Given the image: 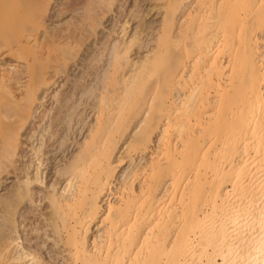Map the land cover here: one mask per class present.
<instances>
[{
    "label": "bare ground",
    "instance_id": "bare-ground-1",
    "mask_svg": "<svg viewBox=\"0 0 264 264\" xmlns=\"http://www.w3.org/2000/svg\"><path fill=\"white\" fill-rule=\"evenodd\" d=\"M56 1L0 0V264H264V0Z\"/></svg>",
    "mask_w": 264,
    "mask_h": 264
},
{
    "label": "rangeland",
    "instance_id": "rangeland-1",
    "mask_svg": "<svg viewBox=\"0 0 264 264\" xmlns=\"http://www.w3.org/2000/svg\"><path fill=\"white\" fill-rule=\"evenodd\" d=\"M132 1V2H131ZM57 2H60V0H57L56 1V3ZM132 3V4H131ZM133 3H134V0H128V2L126 3V9L127 8H132V6H133ZM58 7L56 6V8H55V10L57 9ZM55 10H52V13H54L55 12ZM76 12V11H75ZM77 12H79V10H77ZM74 14V12L72 13V15ZM78 13H76V15H77ZM74 16H75V14H74ZM71 17V15H67V16H65L64 17V19L63 20H61L60 22H62V23H60L59 24V21L58 22H56V21H54L55 20V17H54V19H53V21H51L50 22V24L52 23V24H59V25H64V23L66 22V21H68V20H66V19H68V18H70ZM126 17H128V16H126ZM125 17V15L121 18V23L123 22V21H125L126 19H128V18H126ZM125 19V20H124ZM66 20V21H65ZM123 20V21H122ZM65 21V22H64ZM130 24H129V26H130V28H129V33L131 32L130 30H132V32H133V29H134V27L137 25V23H136V21L135 20H131L130 19ZM135 22V23H134ZM121 23L119 22L118 23V25L116 26V28L118 29V26H119V24H120V26H121ZM50 26V25H49ZM55 25H53L52 27H54ZM119 26V27H120ZM51 27V26H50ZM51 27V28H52ZM121 28V27H120ZM118 31H120V30H118ZM150 38V37H149ZM148 38V39H149ZM139 52V53H138ZM138 52L136 51V50H134L133 52H132V58H134L136 61H137V59H140V58H142L143 56H144V54H146V52H147V48H141V49H138ZM61 81V79L59 78V82ZM60 84H62V81H61V83ZM60 87H61V85L60 86H58V84H55L50 90H49V92L48 93H51L52 91H53V89L55 90L56 88H57V90H59L60 89ZM43 102H44V105H42V106H40V108H39V111H44V109H45V106L46 107H49L50 106V102H51V99L50 98H47V100L46 99H44L43 100ZM88 116V115H87ZM92 113L91 114H89V116L86 118V121H88V122H92ZM88 119V120H87ZM39 121L37 120V119H35L34 120V123H38ZM31 126H33V125H31ZM88 126L87 125H85L84 126V130H83V132L84 131H87V128ZM86 129V130H85ZM78 133H79V131H78ZM78 137H80V135H78ZM158 139H159V135H158V133H157V135H155V137H154V143H153V146H155V145H157L158 144ZM34 142H37V140L35 141L34 140ZM155 144V145H154ZM75 147L76 146H73V144H70L69 145V147H67L68 149H66V152L65 153H61L62 151L60 150V151H57L56 152V157H58V159H56L57 161L59 160V157H61V158H63L64 157V155H69L70 154V152H72V150H74L75 149ZM74 148V149H73ZM122 150H123V147L120 149V152L118 153V154H120L121 152H122ZM70 151V152H69ZM63 155V156H62ZM54 162H56L55 160H54ZM46 164V163H45ZM45 164H43L42 166H41V169L40 170H42L41 172L43 173V175H42V173L41 174H39L40 175V177L41 176H43L44 177V179H43V177L42 178H40V179H42V180H51L52 181V179L54 180L55 178H56V173H55V167H52L51 166V169H49V168H46L45 167ZM34 165H32V169H30L31 170V172L33 171V173L36 171V165L33 167ZM54 166V165H53ZM43 167V168H42ZM35 169V170H34ZM48 170H49V172H48ZM46 171H47V173H46ZM46 174V175H45ZM45 175V176H44ZM47 175L49 176L50 175V177H47ZM46 178V179H45ZM50 181V182H51ZM10 182V183H9ZM14 182V180H13V177H10L9 179H7V181L5 182L6 184L8 183V186L9 185H11L12 183ZM137 184V183H136ZM64 185H65V181H64V179H61V184L59 183L57 186L59 187V189L61 190L63 187H64ZM36 187H37V189L39 190V192L41 191H43V193L46 191V188H44L45 187V185L44 184H37L36 183ZM5 190V189H4ZM1 187H0V193H3V191H4ZM40 195L42 194V193H39ZM43 195V194H42ZM43 201L44 200H42V205L44 204L43 203ZM102 229H99V231L96 229V228H94L93 229V231L95 232V234H98V232H100ZM49 246H51V245H49ZM52 247V246H51ZM51 250V249H50ZM49 250V251H50ZM44 251H46V253H47V251L48 250H46V248H44ZM43 251V252H44ZM52 253H50V254H52L53 255V258H51V261L52 262H54V264H56V262H57V264H62L61 262H62V258H61V256L60 255H62V253H59L60 252V249H58L57 251H51ZM45 253V252H44ZM54 253V254H53ZM54 256H56V257H54ZM59 257V258H58ZM57 258V259H56ZM53 259H55V260H53Z\"/></svg>",
    "mask_w": 264,
    "mask_h": 264
},
{
    "label": "snow or ice",
    "instance_id": "snow-or-ice-1",
    "mask_svg": "<svg viewBox=\"0 0 264 264\" xmlns=\"http://www.w3.org/2000/svg\"><path fill=\"white\" fill-rule=\"evenodd\" d=\"M7 7V6H6Z\"/></svg>",
    "mask_w": 264,
    "mask_h": 264
}]
</instances>
